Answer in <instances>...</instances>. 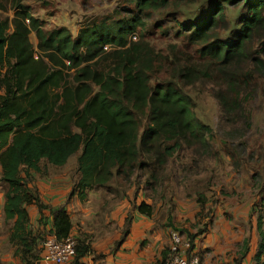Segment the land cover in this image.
<instances>
[{
  "label": "trees",
  "instance_id": "trees-1",
  "mask_svg": "<svg viewBox=\"0 0 264 264\" xmlns=\"http://www.w3.org/2000/svg\"><path fill=\"white\" fill-rule=\"evenodd\" d=\"M10 1L13 19L0 15V185L8 241L24 264H38L49 234L60 241L74 236L71 264H84L95 251L92 236L72 234L66 206L45 205L29 186L32 174L63 167L76 155L70 196L78 192L84 200L88 191L101 189L123 197L139 169L148 170L146 189L156 190L159 172L181 151L214 154V127L195 116L185 90L202 82L214 84L213 96L227 121L241 119L252 127L245 112L264 84V0H126L132 7L125 15L83 25L76 35L66 26L46 29L24 0ZM155 12L173 22L168 31L182 41L170 44L165 55L148 34ZM182 45L195 56L179 53ZM261 168L251 176L258 262L264 260V182L259 184L257 175L264 179V162ZM196 199L204 210L207 195L200 192ZM155 203L143 200L136 207L153 217ZM30 204L51 210L50 229L44 218L32 226ZM167 218L166 225L185 235L192 252L207 228L188 236L172 214ZM129 225L130 217L122 239ZM238 249L240 263L251 251V238L245 236ZM169 253L165 248L153 264H168Z\"/></svg>",
  "mask_w": 264,
  "mask_h": 264
},
{
  "label": "rangeland",
  "instance_id": "rangeland-1",
  "mask_svg": "<svg viewBox=\"0 0 264 264\" xmlns=\"http://www.w3.org/2000/svg\"><path fill=\"white\" fill-rule=\"evenodd\" d=\"M24 2L29 6L31 13L43 21L46 29L66 26L75 35L83 25L100 21L106 16L119 17L118 15L123 13L125 15L127 8L132 7L126 0H24ZM0 15L2 18L13 19L15 9L12 8L10 0H0ZM164 16L165 14L155 12L147 27L149 38L165 55L170 44L182 41L176 40L174 33L168 31L173 22L166 20ZM157 24H161L162 27H158ZM31 39L36 46L38 39L35 33ZM177 51L185 52L189 58L195 56L193 48L183 45L177 48ZM74 71L69 70L68 75L72 76ZM213 85L202 82L187 86L185 90L191 96L195 116L214 127V154L195 153L194 149L181 151L164 171L159 172L162 182L161 185L157 184L156 190L154 185L146 189L148 170H137L129 184L133 185L134 190L142 189V192L138 191L136 194L139 193L140 196L143 194L144 199L148 198L152 203L155 200V206L159 207L155 218L157 222H165L169 214L175 219L179 211L181 220L177 225L186 235L196 234L207 228L206 233L199 236L200 241H197L198 256L202 264H264V260L258 262L254 259L258 241L257 219L251 215L250 210L256 200L251 176L257 170H262L264 162V84L260 82L257 95L246 102L245 115L251 118L252 127L246 126L241 119L235 123L227 121L220 103L213 96ZM76 160L75 155L67 165L48 166L45 169L48 170L47 173L39 175L68 173L70 176L75 170ZM117 180L121 186H127L120 179ZM257 182L259 184L264 182L262 176L257 175ZM200 192L208 197L204 210H201L196 199ZM112 203L106 202L104 207L108 209ZM219 216H223V220L217 222ZM166 223L167 221L165 227ZM9 228L7 224L0 225V235H7ZM170 234L171 232H169L171 242ZM245 236L251 238V251L238 263V244ZM10 246L12 247L11 244Z\"/></svg>",
  "mask_w": 264,
  "mask_h": 264
},
{
  "label": "crops",
  "instance_id": "crops-1",
  "mask_svg": "<svg viewBox=\"0 0 264 264\" xmlns=\"http://www.w3.org/2000/svg\"><path fill=\"white\" fill-rule=\"evenodd\" d=\"M73 185L71 173L70 176L68 173L49 176L33 173L32 180L29 182L30 187H35L38 190L41 201L45 205L49 207L66 206L74 224L72 234L92 236L95 251L81 260L84 264H153L158 258H161L162 251L170 247L169 232L172 228L164 226L167 219L165 222H157L156 215L150 217L142 214L136 207L143 200L152 203L149 199H144L143 194L139 195L143 191L142 189H139V193L134 195L135 190L132 187L125 196L119 198H115L114 194L107 196L101 189H94L88 191V197L83 200L78 192L70 196ZM109 198L112 200L110 201ZM4 202V192L0 185V225L6 224ZM106 202H113L108 209L104 207ZM158 209L159 207L156 212ZM28 210L32 226L37 228L40 226V219L44 218L48 223L47 230L50 229L52 215L49 208L40 210L37 204H30ZM179 213L177 211L174 219L176 224L181 220ZM128 217H130L129 232L122 239ZM219 220L222 221L223 216L217 222ZM200 239L201 237H198L195 240L194 252L197 255L199 254L197 241ZM119 241L121 242L119 243ZM9 246L8 234L0 235V264H24L22 259L15 255L14 248ZM200 262L202 264V260ZM38 264L45 263L40 260Z\"/></svg>",
  "mask_w": 264,
  "mask_h": 264
},
{
  "label": "built area",
  "instance_id": "built-area-1",
  "mask_svg": "<svg viewBox=\"0 0 264 264\" xmlns=\"http://www.w3.org/2000/svg\"><path fill=\"white\" fill-rule=\"evenodd\" d=\"M75 247L76 240L74 236L60 241L55 235L49 234L43 244L41 262L45 264L71 263L76 254ZM169 248L168 264H200L197 253L194 250L192 252L188 251L190 242L178 230L171 231V244Z\"/></svg>",
  "mask_w": 264,
  "mask_h": 264
}]
</instances>
